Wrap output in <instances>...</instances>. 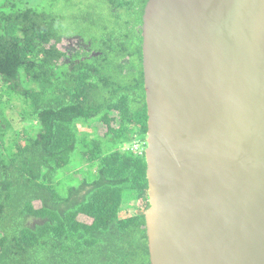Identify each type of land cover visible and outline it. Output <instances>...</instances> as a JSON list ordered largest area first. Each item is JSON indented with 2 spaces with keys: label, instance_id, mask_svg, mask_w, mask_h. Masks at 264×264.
<instances>
[{
  "label": "trees",
  "instance_id": "trees-1",
  "mask_svg": "<svg viewBox=\"0 0 264 264\" xmlns=\"http://www.w3.org/2000/svg\"><path fill=\"white\" fill-rule=\"evenodd\" d=\"M105 1L103 33L74 51L57 14L0 2V109L21 99L37 128L16 151L0 148V264H150L144 151L119 149L146 137L147 0ZM94 122L101 136L88 131ZM128 195L143 208L119 214Z\"/></svg>",
  "mask_w": 264,
  "mask_h": 264
},
{
  "label": "water",
  "instance_id": "water-1",
  "mask_svg": "<svg viewBox=\"0 0 264 264\" xmlns=\"http://www.w3.org/2000/svg\"><path fill=\"white\" fill-rule=\"evenodd\" d=\"M150 264H264V0H147Z\"/></svg>",
  "mask_w": 264,
  "mask_h": 264
},
{
  "label": "rangeland",
  "instance_id": "rangeland-1",
  "mask_svg": "<svg viewBox=\"0 0 264 264\" xmlns=\"http://www.w3.org/2000/svg\"><path fill=\"white\" fill-rule=\"evenodd\" d=\"M3 0H0V2ZM16 5H28L53 12L59 16L58 28L68 37L72 44L71 50L76 48L87 49L89 38L100 36L103 33V25H107L108 6L105 0H11ZM92 13L94 19L99 22L100 27H91L86 19V13ZM83 18H82V16ZM82 18V19H81ZM90 26V27H89ZM85 27H87L85 29ZM73 47V48H72ZM0 101H4V96L0 90ZM24 111L28 112L29 107L19 98H12L8 103L3 104L0 109V148H8L16 151L15 143L22 136H29L37 129L35 123L24 119ZM6 125V127L4 126ZM85 127V126H84ZM88 131L93 135L101 136L106 131V127L101 123H91ZM86 128V127H85ZM146 147L145 141H134L119 146L121 151L130 150L141 153ZM77 162L68 167L69 173H73L78 166ZM74 178H80L77 174ZM67 179L62 180L65 184ZM143 202L138 198L126 196L120 208V213L135 214L142 210Z\"/></svg>",
  "mask_w": 264,
  "mask_h": 264
}]
</instances>
